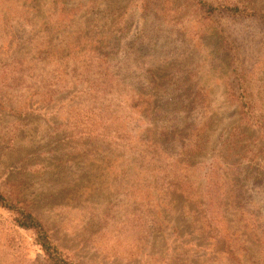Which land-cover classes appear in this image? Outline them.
I'll return each instance as SVG.
<instances>
[{"label":"rangeland","instance_id":"374dc122","mask_svg":"<svg viewBox=\"0 0 264 264\" xmlns=\"http://www.w3.org/2000/svg\"><path fill=\"white\" fill-rule=\"evenodd\" d=\"M254 12L264 0H0V192L80 264H264ZM140 134L197 146L173 141L169 160L149 162ZM211 171L225 220L207 229L194 193L204 197ZM232 176L239 193L224 186ZM15 218L0 206V264H48Z\"/></svg>","mask_w":264,"mask_h":264},{"label":"trees","instance_id":"16d2710c","mask_svg":"<svg viewBox=\"0 0 264 264\" xmlns=\"http://www.w3.org/2000/svg\"><path fill=\"white\" fill-rule=\"evenodd\" d=\"M208 9H211L212 7L209 5H206ZM226 9L233 13H242V14H250L246 9H240L237 6L234 7H226ZM253 15H257L258 18L263 22L264 24V12H254ZM104 76L107 73H111L110 70H103ZM113 78V77H111ZM107 80V78H106ZM238 101L240 102V106L242 108H246L248 111L250 109V103L248 100L247 93L238 94L237 96ZM136 117L140 116H133L130 121H134ZM205 124V122H203ZM202 123V124H203ZM163 136V148L161 147L160 143L153 142L154 139H144L142 135H136L135 140L140 141L144 144V152L147 153L145 158L148 159L149 162H154L156 159V153H165L168 156V148L166 147L167 144H170L173 141H177V145H180L179 149H187L191 151L195 150V145L197 146V143H195V136L190 135L187 140L183 139L180 135L178 137H168L165 135ZM132 137V136H131ZM169 156L165 158V160H169ZM181 158V157H180ZM180 158L176 159L179 160ZM238 169L234 170V174H239ZM212 177H210L208 184L205 186V189L201 194L204 195L203 198L199 197L197 193H194V196L197 197L199 200V207L203 209L201 212L204 213V225L207 227V229H213L217 227L221 222H224L225 220V214L222 213L221 206H224V187H223V179L220 178V174H216V172L211 171ZM218 178V181L214 179V177ZM228 184L224 186L226 189L230 192L239 193L243 185H240V181H238L236 178H230L228 181H226ZM189 186L191 187V190H193V186L190 183ZM239 194H235L234 198L238 199ZM238 204V202H236ZM0 206L8 208L16 213V222L18 226L23 228H29L32 229L35 233V238L37 243L39 244L40 248L43 250L46 260L48 261V264H80L75 262L74 260L70 259L69 255L64 251L63 247L51 236L48 228L43 223V221L34 214L30 209H26L23 206H19L16 204V201L11 200L10 198L5 197L3 193L0 192ZM227 220V219H226ZM226 224H228L226 222ZM259 236H264V232H260ZM230 239H228L229 241ZM261 245V244H260ZM262 248H264V245H261ZM226 253L231 254L233 253V246L231 243H227L223 246ZM218 251L221 252V247L218 248Z\"/></svg>","mask_w":264,"mask_h":264}]
</instances>
